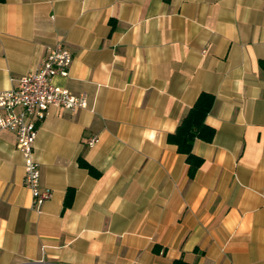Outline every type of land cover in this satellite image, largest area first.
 <instances>
[{
    "label": "crops",
    "instance_id": "1",
    "mask_svg": "<svg viewBox=\"0 0 264 264\" xmlns=\"http://www.w3.org/2000/svg\"><path fill=\"white\" fill-rule=\"evenodd\" d=\"M58 43L87 106L39 125V208L0 131V264H264V0H5L0 92ZM201 93L190 177L166 138Z\"/></svg>",
    "mask_w": 264,
    "mask_h": 264
},
{
    "label": "built area",
    "instance_id": "2",
    "mask_svg": "<svg viewBox=\"0 0 264 264\" xmlns=\"http://www.w3.org/2000/svg\"><path fill=\"white\" fill-rule=\"evenodd\" d=\"M71 64V53L58 43L47 51L34 72L21 77L11 89L0 92V131L15 134L16 149L24 162L23 183L38 208L52 198V191L40 186L39 164L34 159L39 125L52 107L75 111L87 106L85 94L74 95L53 83L56 77L68 76ZM97 142L98 138L93 136L86 144L92 147Z\"/></svg>",
    "mask_w": 264,
    "mask_h": 264
},
{
    "label": "trees",
    "instance_id": "3",
    "mask_svg": "<svg viewBox=\"0 0 264 264\" xmlns=\"http://www.w3.org/2000/svg\"><path fill=\"white\" fill-rule=\"evenodd\" d=\"M5 0H0L4 3ZM214 103L212 95L201 93L193 106L189 109L187 115L182 119L175 132L169 134L166 138L168 144L174 145L177 152L186 157L188 165V175L193 177L202 160L192 153V146L195 140H201L210 143L214 137V130L205 123L206 116L210 112ZM80 165L89 168L84 162ZM89 170H91L89 168ZM72 201V191H68L64 201V208L70 206ZM172 264H187L182 260H176Z\"/></svg>",
    "mask_w": 264,
    "mask_h": 264
}]
</instances>
